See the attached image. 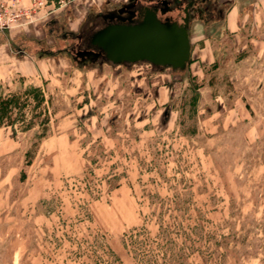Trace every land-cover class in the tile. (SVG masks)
Segmentation results:
<instances>
[{"label": "rangeland", "instance_id": "rangeland-1", "mask_svg": "<svg viewBox=\"0 0 264 264\" xmlns=\"http://www.w3.org/2000/svg\"><path fill=\"white\" fill-rule=\"evenodd\" d=\"M208 1L178 71L73 59L128 0H0V264H174L160 211L177 264H264V0Z\"/></svg>", "mask_w": 264, "mask_h": 264}, {"label": "water", "instance_id": "water-1", "mask_svg": "<svg viewBox=\"0 0 264 264\" xmlns=\"http://www.w3.org/2000/svg\"><path fill=\"white\" fill-rule=\"evenodd\" d=\"M122 13L120 9L102 15L106 23L91 35L89 49L76 55L92 63L146 62L158 68L185 70L191 55L187 16L178 24L169 19L160 21L154 10L142 13L139 21Z\"/></svg>", "mask_w": 264, "mask_h": 264}, {"label": "flooded vegetation", "instance_id": "flooded-vegetation-1", "mask_svg": "<svg viewBox=\"0 0 264 264\" xmlns=\"http://www.w3.org/2000/svg\"><path fill=\"white\" fill-rule=\"evenodd\" d=\"M211 2L208 0H128L125 5H122L119 9H123L122 16L131 17L133 21H139L141 14L154 10L157 18L160 21L169 19L170 21L183 24V20L188 18V31L190 22L194 19H201L206 10L210 7ZM109 13V12H107ZM107 13H101L94 18H91L89 23L83 25L81 32L77 33L73 38L77 41L76 49L73 50V59L78 63H92L84 57L82 60L76 54L82 51L88 50L89 40L93 32L102 28L106 23V20L102 19V15Z\"/></svg>", "mask_w": 264, "mask_h": 264}, {"label": "trees", "instance_id": "trees-1", "mask_svg": "<svg viewBox=\"0 0 264 264\" xmlns=\"http://www.w3.org/2000/svg\"><path fill=\"white\" fill-rule=\"evenodd\" d=\"M1 100V98H0ZM0 103L3 105L1 108L5 110L7 105H10L12 103V99H8L5 101H0ZM1 125V124H0ZM47 204L46 202H44ZM45 207V212L50 213L52 212V208H49L48 205ZM153 215H156V221H157V226H158V233L156 235V240L155 245L158 246L159 251L161 252L162 256L164 257V261L171 260L174 264L179 263L178 259L181 255L186 253V250L188 248L182 247L178 248L177 251L178 253L180 252L179 255L174 253L173 248L171 247L174 245V240H172L173 233L178 232H173L171 230V227L168 225H165L164 222V212L160 211L159 213H154ZM171 218H173L176 222L173 224V228L178 224L177 217H174L172 214H169ZM200 226L196 224L193 228H191L192 235H195V239L200 240L202 235L198 233ZM176 235V234H175ZM182 236L184 239L190 240L191 236L187 232H182L181 234L176 235V237ZM146 234L144 230H136L133 229L129 234H125L122 240V245L123 247L131 254L133 260L137 264H161L159 262V259H157L156 255L153 254V250L150 248L146 250L147 245H146ZM185 246V245H184ZM100 249L105 253V256L108 259H114L117 261L115 258L114 254L106 248L105 246L100 247ZM193 251V250H192ZM102 260V257L99 256L97 259V263L100 264Z\"/></svg>", "mask_w": 264, "mask_h": 264}, {"label": "crops", "instance_id": "crops-1", "mask_svg": "<svg viewBox=\"0 0 264 264\" xmlns=\"http://www.w3.org/2000/svg\"><path fill=\"white\" fill-rule=\"evenodd\" d=\"M60 59V58H59ZM56 61H58V58L57 59H55Z\"/></svg>", "mask_w": 264, "mask_h": 264}]
</instances>
